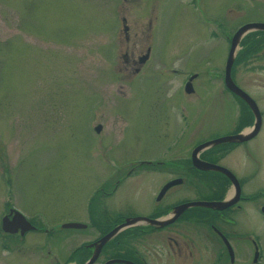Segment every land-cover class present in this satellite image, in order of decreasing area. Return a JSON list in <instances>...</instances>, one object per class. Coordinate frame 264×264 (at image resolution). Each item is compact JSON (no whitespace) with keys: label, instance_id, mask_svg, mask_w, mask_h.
<instances>
[{"label":"rangeland","instance_id":"rangeland-1","mask_svg":"<svg viewBox=\"0 0 264 264\" xmlns=\"http://www.w3.org/2000/svg\"><path fill=\"white\" fill-rule=\"evenodd\" d=\"M204 2L218 15L229 13L231 30L264 20V0ZM207 36L192 0H0V264L62 260L98 235L92 219L102 215V202L115 215L152 207L171 173L160 177L149 169L127 177L101 202L99 188L110 189L117 169L124 173L133 160L185 157L199 142L227 130L232 123L224 118L234 120L238 109L221 80L227 47ZM149 44V58L133 74L124 53H144ZM259 62L264 57L248 60ZM166 65L182 71L165 77ZM250 65L235 68L236 74L260 95L264 108V68ZM191 71L198 76L189 93L182 82ZM238 149L242 155L234 152L227 163L245 171L261 164L256 180L264 183V113L259 133ZM207 174L191 175L164 201L210 199L203 190ZM9 205L41 229L10 238L1 228ZM246 212V224L259 230L264 255L260 215L251 203ZM67 221L87 227H62ZM107 255L101 253L98 262Z\"/></svg>","mask_w":264,"mask_h":264},{"label":"flooded vegetation","instance_id":"flooded-vegetation-1","mask_svg":"<svg viewBox=\"0 0 264 264\" xmlns=\"http://www.w3.org/2000/svg\"><path fill=\"white\" fill-rule=\"evenodd\" d=\"M192 2L193 6L198 10L201 22L208 26L207 38L209 40H215L217 38L220 42L224 40L228 54L231 37L239 25H237L234 30H231L229 13H223L221 15L216 14V10L212 11L211 9H207L204 0H192ZM121 21L124 25L123 34L128 38V34H130L128 31L129 26L125 23L126 19L124 16L121 17ZM250 21H254V19ZM218 27L220 28L219 31H217ZM131 34L144 33H139V31L134 30ZM145 34H149V39L151 41V34ZM248 35L250 38L247 40ZM244 36H246V40H243V37L240 41L237 52L238 55L236 56V59H234L235 61L232 65L231 75L235 83L254 99L260 112L259 128L253 136L247 139L223 141L213 144L199 152V156L202 159L229 168L236 177L238 185L230 176L218 169H198L199 171L197 173L189 172L185 167L184 159L190 157V152L188 156H174L171 159L133 160L132 164H130L129 168L124 173L117 169L114 173L115 180L113 186L107 190L104 189V186H101L99 189H101L102 194L97 198L99 202H101V199L105 200L107 196H110L115 192L125 178L130 176L136 177L145 170L152 169L149 171L158 173L160 177H162V173L164 175L165 173L172 174L171 177L165 178V180L161 182L153 197L154 204L152 207L149 206L148 209H145L146 206L142 205V210H134L130 214L122 213L121 215V213H119L122 217L118 218L113 214L114 212L109 213V208L106 207L103 202L100 203L102 205V212H105L107 216L104 218L101 215L103 221L99 224L102 227H105V224L106 226L109 225L107 231L114 225L123 221L126 216H146L148 218L163 216L169 212L175 204L187 200L181 199L172 202H168L167 200L166 202L164 201L166 193L177 184L170 186L160 198H157L162 185L167 180L175 177H181L183 179L182 182H184V180L191 177V175L192 177H199L198 175L208 171L206 176L202 175L204 176V179L207 178L206 181H202L205 186H208H206L207 189L204 187L203 190H208L210 199L219 200L225 198L229 200L230 203L222 208L188 207L173 221L164 225H157L146 221H135L133 224L126 227L128 228V238H118L115 241L117 251H121L122 253L117 257L128 260L129 262H114L113 264H264L263 246L259 230L253 227L252 224H246L247 204L251 203L255 209H257V215L258 213L260 215L259 224L264 226V211L262 210V207L264 206V183L261 180H256L261 169V164L256 162L249 167V171H245L241 165L232 166L227 163V158L230 155L235 154L237 151L239 152H237L238 154H241L242 148L238 149L239 146H242L245 142L256 136L263 123L264 108L262 107V104H260V95H257L253 88L250 89L247 85L239 81L235 68H244L245 66L250 65L248 60H260L264 57V29L250 30V32L248 34L246 33ZM213 42L215 41H212V43ZM148 50V57L145 60H141V56L144 55L145 52H148ZM150 50L151 46L149 44L144 53L134 48H132L129 53L128 51L124 53V58L128 62L129 68L133 74H137V72L141 70L145 61L149 58ZM241 54L244 56L250 55L252 58L243 62L242 58L244 56H242L240 62H237V57ZM167 66L168 65L163 69L165 77H167L171 70L182 71ZM250 66L251 68L248 69L260 70L261 68H264V62H259L258 64ZM195 72L197 74L194 78H196L198 76L197 71L187 73L186 78L182 82L183 86L189 76ZM221 80L225 85L224 70ZM225 88L231 93L236 101L238 109L235 114H233L234 120L230 117L224 118V122H226L227 119L232 124L228 126L225 132L218 134V136L238 133L249 128L252 129L255 123V113L250 105L243 98L231 91L226 85ZM221 123L222 121H220V124ZM245 153L249 157L252 155V152L248 149H245ZM144 165L151 167L140 169V167ZM12 207L13 206L9 205L6 213H8ZM28 219L31 221L30 218ZM39 228L40 227L36 225L34 229L27 230L23 234L18 230L14 233H8V236H11L10 238H23L28 232L38 230ZM102 234L101 230H99V233L95 238L82 241L78 248H74L62 260H56L53 264H79L87 260L94 249L93 245L89 246L88 244L93 243ZM105 244L92 264H102L106 259L98 262V258L100 254L103 253ZM3 245L6 246L5 243Z\"/></svg>","mask_w":264,"mask_h":264},{"label":"water","instance_id":"water-1","mask_svg":"<svg viewBox=\"0 0 264 264\" xmlns=\"http://www.w3.org/2000/svg\"><path fill=\"white\" fill-rule=\"evenodd\" d=\"M252 29H264V21H250L246 22L242 25H240L236 31L233 33L231 37V43H230V48L228 52V56L225 62V68H224V82L226 86L233 91L235 94L243 98L251 107L253 112L255 113V123L254 127L252 129H246L238 133L234 134H227V135H221L218 137H215L213 139L205 140L203 142L198 143L197 145L194 146V148L191 151V160H192V165L195 166L196 168L203 169V170H209V169H218L227 174L232 178L233 181L236 182L238 185L237 179L232 173L229 168L216 164L213 162H210L208 160L202 159L199 157V152L213 144L220 143L223 141H234V140H244L247 139L251 136H253L260 124V112L259 109L254 101V99L245 91L243 90L240 86H238L232 76H231V68L233 61L235 59L236 51L238 44L240 42V39L242 36L249 30ZM149 50L148 52H145L144 55L141 56V60H145L148 57ZM196 75V73L192 74L188 80L185 82L184 88L186 92H192L193 91V84H192V79ZM102 125L100 123L96 124L94 126V129L96 131H99L101 129ZM181 177H175L172 179H169L166 181L161 189L158 192L157 198H160L166 190L174 184L182 182ZM230 203L229 200L227 199H194V200H188L184 201L181 203L176 204L172 210L164 216L156 217V218H148L146 216H127L123 221L120 223L114 225L110 230H108L106 233L101 235L98 239H96L93 243H89L88 245L94 246V249L92 251V254L90 257L79 264H92L97 256L99 255L103 245L111 239L116 233L121 231L122 229L128 227L129 225L133 224L135 221L137 222H150L153 224L157 225H164L167 224L171 221H173L184 209L190 206H204V207H216V208H222L225 207ZM262 210L264 211V206L262 207ZM10 215V216H9ZM86 224L83 222H78V221H68L62 223V227H85ZM1 228L4 231L7 232H16L20 230L21 234H23L26 230L28 229H33L35 228V225L32 224L26 217L25 215L20 212L17 209H11L8 214H5L2 219H1ZM114 262H129L128 260H124L123 258L120 257H110L107 258L102 264H111Z\"/></svg>","mask_w":264,"mask_h":264},{"label":"trees","instance_id":"trees-1","mask_svg":"<svg viewBox=\"0 0 264 264\" xmlns=\"http://www.w3.org/2000/svg\"><path fill=\"white\" fill-rule=\"evenodd\" d=\"M185 160V167L187 170H189V172H194V173H197L199 170L196 169L195 167L192 166L191 164V160L190 158H186L184 159ZM188 179H191V178H188ZM186 179V180H188ZM192 180V179H191ZM95 196L97 197V195H92V198L91 199H95ZM90 203L92 204V202L90 201ZM94 207V205L92 206ZM90 210L92 211V208H90ZM102 213V216L105 218L107 216V214L105 212H101ZM92 214H90L91 216ZM97 215V216H96ZM102 216L98 213V214H94V218L92 219V224H96V226L101 230L102 233H105L107 231V229L109 228V225L106 226V224L104 225L105 227H102L99 222L97 221V218H102ZM128 233V229H125L121 232H119L117 235H115L113 238H111L104 246L103 248V252L108 254L107 257H111V256H118V255H121V251H117L116 249V243L115 241L120 238V239H125L128 237L127 235Z\"/></svg>","mask_w":264,"mask_h":264}]
</instances>
